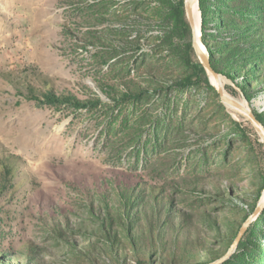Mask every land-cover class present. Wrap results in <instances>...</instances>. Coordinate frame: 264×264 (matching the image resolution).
I'll return each instance as SVG.
<instances>
[{"label":"rangeland","instance_id":"obj_1","mask_svg":"<svg viewBox=\"0 0 264 264\" xmlns=\"http://www.w3.org/2000/svg\"><path fill=\"white\" fill-rule=\"evenodd\" d=\"M178 2L0 0V264H264V0H205L241 112Z\"/></svg>","mask_w":264,"mask_h":264},{"label":"trees","instance_id":"obj_2","mask_svg":"<svg viewBox=\"0 0 264 264\" xmlns=\"http://www.w3.org/2000/svg\"><path fill=\"white\" fill-rule=\"evenodd\" d=\"M200 7L202 10V32L204 34V37L207 36V32H206V28H207V24L209 23V20L207 18V14H206V10H205V0H200ZM174 13L176 15L177 20L181 23V25L183 26L184 29H186V31H192V27L191 24L187 18V13H186V6H185V0H179V2L177 3V5L174 7ZM193 33V32H192ZM195 51L193 44L191 43L189 45V57H188V64L194 69V75H197L200 79H202L203 77H205L206 81L209 83V76H208V72L206 70V68L204 67V65L199 61V60H194V58L192 57L193 52ZM196 52V51H195ZM211 58V63L213 68L219 73V74H223L214 64L213 61V55H210ZM226 76L231 79L232 81H235L234 76L227 74ZM194 81L192 80V76L186 77L184 79L181 80V82H178V85H182V86H186V85H191L193 84ZM248 86H242L241 87V91L242 93H244L249 99L250 96L248 95ZM47 98L48 100H51V97H56L54 94H49L47 93ZM67 100L72 101L71 98L66 97ZM255 116L257 117V119L264 123V116L262 114H260L259 112H255Z\"/></svg>","mask_w":264,"mask_h":264},{"label":"water","instance_id":"obj_3","mask_svg":"<svg viewBox=\"0 0 264 264\" xmlns=\"http://www.w3.org/2000/svg\"><path fill=\"white\" fill-rule=\"evenodd\" d=\"M198 3L200 4V0H198ZM186 13H187V18H188V20H189V22L191 24V27H192L193 47H194V49L196 51L197 56L199 57L201 63L204 65V67L206 68L207 72L210 75L213 74L215 76H220V74L212 66L211 58H210L209 52L207 50V47L202 42L201 38L199 40L197 39L193 13H192V10H191V6L189 4H187V3H186ZM201 33H202V29H201ZM217 90H218L219 94L221 95L222 100L225 103H232L234 105H240L239 102L236 101L235 99L227 97L224 94V89L223 88L218 86ZM249 114H250V117L248 119L256 126V128L262 134L261 130H264L262 122H260L257 119V117L251 111L249 112ZM242 232H243V230L240 231L239 235L237 236L236 240L234 241L233 246H236L239 243L241 235H242Z\"/></svg>","mask_w":264,"mask_h":264},{"label":"bare ground","instance_id":"obj_4","mask_svg":"<svg viewBox=\"0 0 264 264\" xmlns=\"http://www.w3.org/2000/svg\"><path fill=\"white\" fill-rule=\"evenodd\" d=\"M185 3L189 4L191 6V10H192V13H193V17H194V24H195V29H196V36H197V39L199 40L201 38V29H200V23H201V16H200V13L201 11L200 8H199V3H198V0H185ZM211 77V80L212 82L215 84L216 87H221L220 86V82H217V78L218 76H215L213 74L210 75ZM222 88V87H221ZM228 97V96H227ZM231 107H233L235 110L241 112L242 110V113L247 117L249 118L250 117V110L249 111H246L245 108L243 107H240L242 108V110H240L239 108L233 106L234 104L232 103H228ZM263 134V133H262ZM264 136V135H263Z\"/></svg>","mask_w":264,"mask_h":264}]
</instances>
